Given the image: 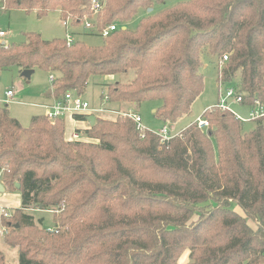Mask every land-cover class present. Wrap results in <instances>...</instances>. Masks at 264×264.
Masks as SVG:
<instances>
[{
  "label": "trees",
  "instance_id": "obj_1",
  "mask_svg": "<svg viewBox=\"0 0 264 264\" xmlns=\"http://www.w3.org/2000/svg\"><path fill=\"white\" fill-rule=\"evenodd\" d=\"M100 1L97 30L117 25L100 45L27 32L0 41V72L46 71L59 98L81 96L91 76L133 70L129 82L106 84L108 102H159L154 116L169 126L203 91L206 57L218 88L264 105V0H185L133 29L123 27L165 0ZM2 2L38 17L91 16V0ZM201 118L206 128L193 121L160 140L150 130L141 138L129 117L95 115L90 141L69 140L64 118L34 115L25 127L0 105V182L21 199L1 219L2 241L17 248V264H264V117L247 128L214 105ZM28 210H55L53 230ZM0 264H9L1 251Z\"/></svg>",
  "mask_w": 264,
  "mask_h": 264
},
{
  "label": "rangeland",
  "instance_id": "obj_2",
  "mask_svg": "<svg viewBox=\"0 0 264 264\" xmlns=\"http://www.w3.org/2000/svg\"><path fill=\"white\" fill-rule=\"evenodd\" d=\"M181 1L185 0H165L164 3L156 5L152 11H148V9H140L133 19L124 25V28L133 29L138 23L139 19L143 16L158 12L167 7H171L177 2ZM96 17L97 15L91 14L90 19L96 20ZM60 19L61 17L58 11H51L45 16L38 17L33 11L25 12L22 9H9L3 4L2 0H0V29L6 32V36L0 41H5L6 44H11L14 42L18 43L25 40V33L27 32L39 33L43 39L47 40L56 37L65 39L66 33L70 32L75 33L74 37L76 40L78 39L84 41L89 45H100L102 43V37L94 30H85L82 28V25H77L75 27L69 25V27L66 29L62 25V21ZM200 71L204 76L203 91L193 102L191 106V112L178 120L176 123L169 126L154 116L152 109L156 108V106L159 105V102H143L137 104V106L134 107L128 103H125L121 106L120 104H112L103 100V98L107 95L106 84L115 81L129 82L134 77L133 70H129L124 74L116 76H91L86 84L83 94L80 97L87 101L92 108H120V111L124 112H139L141 115L140 117L142 118V124L147 130L158 133L161 128L166 125L171 134H176L181 129L189 125V122L195 121L198 117H201L203 111L206 108L217 104L220 95L224 94L225 89L230 86L229 84H223L220 86V88H218L216 83L217 68L211 59L206 57L203 58V64L200 68ZM51 84L52 82L50 81V74L46 71L35 69V72L32 74L31 78L27 80L21 76V73L17 67L6 68L0 72V98H2L6 88H13V90L16 92V95L13 97V99H4L5 101H1L0 105H6L10 116L15 119L17 118L21 125L26 127L30 122L31 116H34V114L47 113V109L44 107V105L40 104L52 101L51 97L46 98L44 95L47 90L51 89ZM227 104L234 113L240 115L242 118L248 117L250 107L247 105L234 102L232 98L227 99ZM127 109H130L131 111H125ZM97 116L112 119L117 115L102 113ZM65 119L67 127V123L69 124L71 121L68 120L67 117ZM252 122L253 121L245 122V127L249 128ZM89 126L90 125H88V127ZM69 129L71 132L73 131L74 127H70ZM82 140L90 141V139L86 138L85 136ZM20 204L21 199L18 191H13L10 193V195L4 194L0 196V209L5 208L7 211L12 213L15 208H18L13 206L17 205L20 207ZM232 207H234L237 211H240L234 202L232 203ZM28 211L34 216L35 219L42 217L44 219L43 225L46 229L53 228L52 215L54 214L55 210ZM1 219L2 216L0 215V231L4 232L5 226L2 225ZM249 224L254 227V223L252 221H249ZM3 234L0 233V251L3 253L7 263L17 264L18 250L16 247L8 246L2 241ZM186 261L187 259L183 258L180 263H185Z\"/></svg>",
  "mask_w": 264,
  "mask_h": 264
},
{
  "label": "built area",
  "instance_id": "obj_3",
  "mask_svg": "<svg viewBox=\"0 0 264 264\" xmlns=\"http://www.w3.org/2000/svg\"><path fill=\"white\" fill-rule=\"evenodd\" d=\"M103 4L104 3L101 2L100 0H91V7H90L91 14L97 15L103 8ZM61 21H62V25L66 29L69 27V25L72 27H75L77 25H82L83 29L94 30L102 38L107 37L111 32H113L117 28L116 24H110L102 28L100 31H98L96 27L95 19H90V17L86 15H84L81 18L66 16L65 18L61 19ZM74 34L75 33H70V32L66 33L65 42L67 46L71 45L75 41ZM5 35L6 32L0 29V39ZM226 59L227 56L223 55L222 60L226 61ZM53 80H54V76L50 75V81L53 82ZM13 94L14 93L12 90L6 91V96L8 97V99H10L13 96ZM229 98H232V100L237 103L242 102L241 95L236 94L234 88L228 87L225 89L224 94L220 95L218 103L215 104L216 107L221 110H226L231 112L238 120L244 123L264 117V105L257 101L254 106L250 107V110L248 112V117L242 118L240 115L234 113L228 106L227 99ZM103 100L108 101V96L106 95L103 98ZM45 108L47 109L46 116L51 119L63 118L66 115H70L72 117H74L75 115H95V114L100 115L102 113L123 115L131 118L134 121V123L136 124V128L141 132V138L144 137V133L145 131H147V129L142 124L141 117L138 114L134 112H122V111H117L114 109L102 108V107L92 108L90 107L87 101L83 100L80 96L73 95L71 92H66L63 96L59 98H55L53 103L49 105H45ZM194 122L201 129H204L208 126L207 121L202 119L201 117H198ZM86 123L89 124L88 120H86ZM169 131L170 130L168 129V127L164 125L161 128V130L156 134L160 137V140H167L174 135L171 134ZM79 139H80L79 133L74 131L71 135V140H79ZM0 215L6 218V217H10L11 213L7 211L5 208H1ZM47 230H53V228ZM0 233L3 234L4 232L0 231Z\"/></svg>",
  "mask_w": 264,
  "mask_h": 264
},
{
  "label": "crops",
  "instance_id": "obj_4",
  "mask_svg": "<svg viewBox=\"0 0 264 264\" xmlns=\"http://www.w3.org/2000/svg\"><path fill=\"white\" fill-rule=\"evenodd\" d=\"M61 20V19H60ZM6 36V35H5ZM5 36H3V37H5ZM2 37V38H3ZM1 38V39H2ZM0 39V40H1ZM76 39V38H75ZM1 42H4V43H6L5 41H1ZM8 44V43H7ZM34 72H35V69H34ZM33 72V73H34ZM32 76V75H31ZM31 78V77H30ZM7 90H12L13 91V96L11 97L12 99H13V97L16 95V92L13 90V88H6L5 90H4V94H3V96H2V98H0V102L1 101H5L8 97L6 96V91ZM50 91H51V89H49ZM48 91V90H47ZM47 91L45 92V96H46V98H48V97H51V99H52V101L51 102H45V103H43V104H40V105H44V107H45V105H49V104H52L53 103V101H54V99H55V97L51 94V92L50 93H48V94H46L47 93ZM5 99V100H4ZM125 104V103H124ZM131 106H136L135 104H133V103H129ZM37 105V104H36ZM121 106L123 105V104H120ZM120 106V107H121ZM153 106V105H152ZM151 106V107H152ZM122 108V107H121ZM154 108V107H153ZM109 109H112V108H109ZM114 110H117V111H120V108L119 109H115L114 108ZM153 110V112L155 111V108L154 109H152ZM125 111H131L130 109H127V110H125ZM122 112H124V111H122ZM134 113H136V114H138L139 116H141L140 114H139V112H134ZM192 114V113H191ZM190 114V115H191ZM34 115H39V114H34ZM88 116V115H87ZM32 117V116H31ZM68 118V120H70L71 121V123H67V127H66V119L65 118ZM64 118V120H65V138L66 139H69V140H71V135H72V133L74 132V131H78L79 132V135H80V139H83V135H84V130L85 129H87L88 128V125L89 124H87L86 123V120H87V118L85 119V120H78V119H75L74 117H72V116H70V115H66V116H64L63 117ZM17 119V118H16ZM142 119V118H141ZM142 121V120H141ZM191 122H193V121H191ZM191 122H189V124L191 123ZM70 127H74V129H73V131H71L70 132ZM1 183V182H0ZM2 184V183H1ZM3 186V185H2ZM4 194H7V195H10V192H7L6 190H5V188L3 187V191H1L0 192V196H2V195H4ZM7 201V200H6ZM5 201V202H6ZM18 205V204H17ZM17 205H15V206H13V207H19V206H17ZM11 206V205H10ZM4 207V206H3ZM12 207V206H11Z\"/></svg>",
  "mask_w": 264,
  "mask_h": 264
},
{
  "label": "water",
  "instance_id": "obj_5",
  "mask_svg": "<svg viewBox=\"0 0 264 264\" xmlns=\"http://www.w3.org/2000/svg\"><path fill=\"white\" fill-rule=\"evenodd\" d=\"M148 11H152V8H148ZM124 28V27H123ZM4 44V42H2ZM34 69H24L23 71H21V76L24 77L25 79L29 80L31 75L33 74ZM51 91L48 90L46 94L50 93ZM87 120L89 122V125H93L94 121H95V116L94 115H88ZM16 187H19V185L16 183L15 185ZM3 191V186L0 183V192Z\"/></svg>",
  "mask_w": 264,
  "mask_h": 264
}]
</instances>
